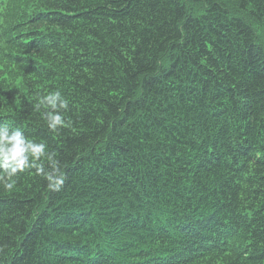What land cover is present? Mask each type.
<instances>
[{"label":"trees","instance_id":"16d2710c","mask_svg":"<svg viewBox=\"0 0 264 264\" xmlns=\"http://www.w3.org/2000/svg\"><path fill=\"white\" fill-rule=\"evenodd\" d=\"M17 130L0 264H264V0H0Z\"/></svg>","mask_w":264,"mask_h":264},{"label":"clouds","instance_id":"9594fccd","mask_svg":"<svg viewBox=\"0 0 264 264\" xmlns=\"http://www.w3.org/2000/svg\"><path fill=\"white\" fill-rule=\"evenodd\" d=\"M60 99V108H65L66 102L61 99L60 93L56 92L45 97L47 104L52 109H56V100ZM42 103L44 101H41ZM49 127L53 130L57 129V126L63 125L64 120L60 114L50 113L48 115ZM27 143L28 147H25ZM11 145V147H9ZM30 149V151H29ZM45 155V145L37 144L32 141H27L19 130L15 131L10 137L6 132L0 131V168L8 170V176L13 177L18 172H23L25 168L36 166L39 171H43V168L36 164L42 156ZM31 158V161H30ZM51 159V157H49ZM49 180L52 186H58L62 183V179L56 176H49ZM14 182L6 183L4 186L8 189L13 187Z\"/></svg>","mask_w":264,"mask_h":264},{"label":"bare ground","instance_id":"6f19581e","mask_svg":"<svg viewBox=\"0 0 264 264\" xmlns=\"http://www.w3.org/2000/svg\"><path fill=\"white\" fill-rule=\"evenodd\" d=\"M224 1V0H223ZM229 1V0H228ZM236 227V226H235Z\"/></svg>","mask_w":264,"mask_h":264}]
</instances>
